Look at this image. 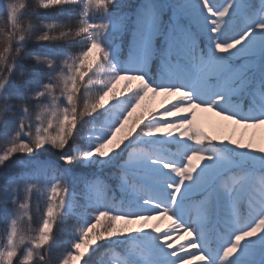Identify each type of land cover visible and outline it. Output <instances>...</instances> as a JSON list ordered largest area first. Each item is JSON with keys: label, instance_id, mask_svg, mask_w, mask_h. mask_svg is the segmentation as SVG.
<instances>
[{"label": "snow or ice", "instance_id": "1", "mask_svg": "<svg viewBox=\"0 0 264 264\" xmlns=\"http://www.w3.org/2000/svg\"><path fill=\"white\" fill-rule=\"evenodd\" d=\"M0 13V264H264V0Z\"/></svg>", "mask_w": 264, "mask_h": 264}, {"label": "trees", "instance_id": "2", "mask_svg": "<svg viewBox=\"0 0 264 264\" xmlns=\"http://www.w3.org/2000/svg\"><path fill=\"white\" fill-rule=\"evenodd\" d=\"M25 2H29V0H25ZM32 3L35 2V0H31ZM6 3V0H0V4H4ZM54 15V13H53ZM37 23L39 24L40 21H37ZM6 24V18L4 17V15L2 13H0V33L3 32V29L5 27ZM0 41H2V36H0ZM51 42H41V43H36V42H30L29 44V48H35L37 50H42L46 47H48L50 45ZM0 46H2V44H0ZM257 132L261 131V130H255ZM41 207H42V203H41ZM34 208H35V202H34ZM38 215L34 214V223L33 226L35 227L37 222H38ZM53 232L55 235L61 237V239L63 240L65 237H67L68 235V231L66 229H64L63 226H54ZM3 238V231L2 229H0V239ZM66 247V245H65ZM105 259V264H112V256L109 254L108 256L104 257Z\"/></svg>", "mask_w": 264, "mask_h": 264}]
</instances>
